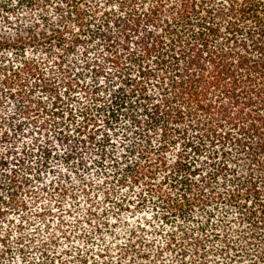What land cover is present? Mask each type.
<instances>
[{
	"label": "trees",
	"instance_id": "obj_1",
	"mask_svg": "<svg viewBox=\"0 0 264 264\" xmlns=\"http://www.w3.org/2000/svg\"><path fill=\"white\" fill-rule=\"evenodd\" d=\"M0 264H264V0H0Z\"/></svg>",
	"mask_w": 264,
	"mask_h": 264
}]
</instances>
